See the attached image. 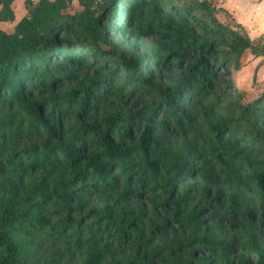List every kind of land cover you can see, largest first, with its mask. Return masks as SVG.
I'll use <instances>...</instances> for the list:
<instances>
[{"label": "trees", "instance_id": "1", "mask_svg": "<svg viewBox=\"0 0 264 264\" xmlns=\"http://www.w3.org/2000/svg\"><path fill=\"white\" fill-rule=\"evenodd\" d=\"M12 2L0 0V20L14 18ZM72 2L26 0L15 29L0 28V110L13 109L42 141L0 186V264L17 261L15 226L61 240V253L82 251L83 264H124L119 249L129 264H264V244L218 237L222 222L244 231L246 202L264 212V90L250 96L231 77L247 52L264 55L263 37L221 20L214 0H78L71 11ZM133 29L156 30L158 47L140 54L113 38ZM172 67L183 72L173 83ZM171 133L187 141L169 148ZM231 156H243L245 175ZM34 168L58 178L29 186ZM135 171L139 180L121 186ZM87 189L111 203L72 218ZM144 194L164 218L131 206Z\"/></svg>", "mask_w": 264, "mask_h": 264}, {"label": "rangeland", "instance_id": "2", "mask_svg": "<svg viewBox=\"0 0 264 264\" xmlns=\"http://www.w3.org/2000/svg\"><path fill=\"white\" fill-rule=\"evenodd\" d=\"M229 4L249 18L264 16V11L254 7L251 0H229ZM76 8H80L79 2L78 0H73L70 10L73 11ZM217 8L220 7L217 5ZM222 20H225V23L231 24V21L227 16L224 19L222 18ZM113 38L118 41L124 38L128 50L130 52L136 51L140 54H151L160 43V36L156 30L141 33L138 29H133L130 35L128 33L122 36L115 35ZM246 56L247 55L245 54L242 57L239 68H232V79L233 75L246 65V63L243 62ZM83 61H90V58L83 56ZM233 65L234 61H232V67ZM168 75L172 78L171 83H173L182 78L183 72L178 67H172L168 72ZM128 89L129 87L127 90ZM254 93H250V95L253 96ZM0 116H5L6 119L5 122H0V186L4 188L9 186L11 183L10 181L19 177V173L15 170V167L16 165L22 166V164L19 163L20 159L26 158L29 153L31 154V158L36 156L38 154L37 150L31 148H40L42 146V141L37 139V136L33 135L32 131L30 132L24 120L23 122L20 121L21 116L15 115L13 109L0 110ZM152 120L158 122L160 120V113L152 116ZM193 124L199 137L207 139L208 134L206 126L198 116L194 117ZM186 141L187 139L180 138L171 133V136L167 139L166 145L169 148L178 149ZM26 148H30V152H25L24 150ZM229 160L241 176L249 171V167L243 156H231ZM57 178L58 177L52 178L40 168H34L31 171L30 177L27 178V184L32 186L41 185L47 181L52 183L57 180ZM139 178V173H136V171L134 173H129L123 177L121 186L134 184ZM80 195L81 201L85 205L79 207L78 212H70L69 216L72 218H78L81 214H86L91 208L103 207L111 203L107 194L101 190L94 192L87 189L80 193ZM225 199V195H219L220 203H226ZM131 206L134 207L135 210H142L145 214L146 220L153 219L157 215L153 209L151 201L147 199L146 194L141 197L131 198ZM198 206L199 208H202V216H209L211 214V205L206 206L203 203H200ZM246 206L248 211L253 214V219L252 221H245L244 231L241 233L237 232V229L232 228L229 223L222 222L218 226V229H220L218 237L221 240L229 241L239 239L242 242H249L251 244L256 243L257 246H261L264 244V224L262 223L264 220L263 208L261 207L259 200L254 199L246 202ZM157 216L159 219L164 218V216L160 214ZM60 218L61 215H56L50 218L48 225L52 226L57 224ZM9 234L16 245L17 261L15 264H83L84 262L85 254L82 251L71 250L68 253L63 251L64 253L62 252V254L61 251L64 246L62 241L52 238L39 230H34L28 226H15L10 229ZM114 247L117 249L118 245L115 244ZM119 250L122 262L124 264H129L130 259L128 250ZM6 255L7 251L5 247L0 244V258L5 257Z\"/></svg>", "mask_w": 264, "mask_h": 264}, {"label": "crops", "instance_id": "3", "mask_svg": "<svg viewBox=\"0 0 264 264\" xmlns=\"http://www.w3.org/2000/svg\"><path fill=\"white\" fill-rule=\"evenodd\" d=\"M32 1L37 2L38 0ZM251 1L254 7L264 11V0ZM217 5L220 7L218 15L221 20L227 16L232 24H240L251 39L256 40L263 37L264 41V16L249 18L230 5L229 0H217ZM1 7L2 5L0 4V9ZM12 8L14 18L12 20H0V28L6 31H13L17 23L28 14L26 0H13ZM247 53L243 61L246 65L233 75V82L240 90L250 95V93L264 90V55H256L252 52Z\"/></svg>", "mask_w": 264, "mask_h": 264}, {"label": "built area", "instance_id": "4", "mask_svg": "<svg viewBox=\"0 0 264 264\" xmlns=\"http://www.w3.org/2000/svg\"><path fill=\"white\" fill-rule=\"evenodd\" d=\"M215 2H217V0H214Z\"/></svg>", "mask_w": 264, "mask_h": 264}]
</instances>
